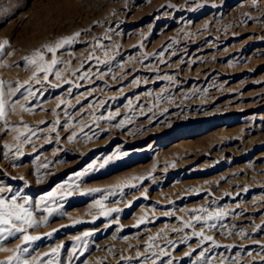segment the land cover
Here are the masks:
<instances>
[{
    "label": "rangeland",
    "instance_id": "374dc122",
    "mask_svg": "<svg viewBox=\"0 0 264 264\" xmlns=\"http://www.w3.org/2000/svg\"><path fill=\"white\" fill-rule=\"evenodd\" d=\"M0 45V196L38 222L0 262L264 264V0H0Z\"/></svg>",
    "mask_w": 264,
    "mask_h": 264
},
{
    "label": "snow or ice",
    "instance_id": "6c2138e0",
    "mask_svg": "<svg viewBox=\"0 0 264 264\" xmlns=\"http://www.w3.org/2000/svg\"><path fill=\"white\" fill-rule=\"evenodd\" d=\"M78 35V34H76ZM71 37L66 38L60 42H58L55 47H49L45 46L48 52L53 53V56H55V50L57 48L62 47L64 44L69 43L71 41ZM5 44L7 41L4 42ZM3 45H0V48H2ZM36 57L43 61V56L37 52ZM32 63H35V60L31 61ZM57 61L53 59L52 63L49 65H41V70H50ZM57 78H59V74H57ZM4 105L5 101L0 98V118L4 116ZM4 188H0V193L4 192ZM8 191H11V189H8ZM51 198V194L50 197ZM19 199H22V203H18V197L16 195H13L10 199L6 197L0 196V239L7 238V237H15L18 233L23 234L22 237H20L24 244L30 243L34 237H31L26 234V230L33 228L37 225V220L33 217V209L31 208V202L27 197H20ZM45 201L41 200L36 203V209L40 210V205L44 204ZM46 211H49L51 213L52 210L45 209ZM219 215V214H218ZM212 217L210 216L209 219ZM47 221V217L44 218L43 221H40V223H44ZM87 235V233H85ZM3 250V249H0ZM27 248H22L21 246H18L16 250H14V255L9 257L6 262H0V264H27L26 260L21 259V255L24 252H27ZM53 253H57L58 249H52ZM47 256L48 253H45Z\"/></svg>",
    "mask_w": 264,
    "mask_h": 264
}]
</instances>
